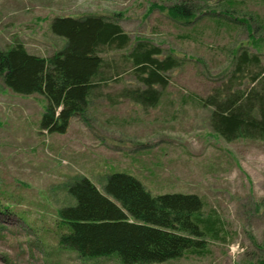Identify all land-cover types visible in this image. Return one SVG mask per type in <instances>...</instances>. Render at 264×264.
Segmentation results:
<instances>
[{"label": "rangeland", "instance_id": "obj_1", "mask_svg": "<svg viewBox=\"0 0 264 264\" xmlns=\"http://www.w3.org/2000/svg\"><path fill=\"white\" fill-rule=\"evenodd\" d=\"M190 2L196 19L182 24L152 2ZM97 14L114 20L131 39L126 50H105L108 78L89 99L85 118L73 117L65 134H46L39 120L43 96H21L0 79V264H121L117 257L81 259L58 245L56 211L73 200L66 185L81 177L103 191L106 177L122 172L152 195L199 196L203 213L215 211L223 239L209 240L202 254L185 253L161 264H254L264 259V141L231 142L214 133L209 96L246 91L235 75L237 57L258 56L264 75V0H0V49L21 43L42 57L65 41L49 29L57 16ZM249 20L257 46L248 42ZM174 56L178 67L156 86L158 103L142 106L126 90L143 88L126 56L135 41ZM4 260H7L4 261Z\"/></svg>", "mask_w": 264, "mask_h": 264}, {"label": "trees", "instance_id": "obj_2", "mask_svg": "<svg viewBox=\"0 0 264 264\" xmlns=\"http://www.w3.org/2000/svg\"><path fill=\"white\" fill-rule=\"evenodd\" d=\"M153 11L182 24L197 18L190 2L167 6L152 2L147 12ZM223 15L244 22L248 42L257 46L260 39L254 38L250 19ZM49 29L65 41L63 47L50 57L31 54L21 43L0 49V79L15 94L43 96L47 104L40 130L63 135L73 117L84 120L91 93L108 79L102 53L126 50L132 42L115 19L97 14L57 16ZM162 55L159 47L139 40L128 52L126 61L143 87L126 90L135 103L148 107L158 103L155 87H165V74L179 65L174 56ZM259 67L258 56L241 53L234 72L248 78L250 88L203 100L212 107L214 133L228 142L242 138L264 141V75L251 70ZM66 191L73 203L56 211L59 226L67 230L58 235L57 242L81 259L115 256L121 264H161L187 252L202 254L209 240L223 239L222 221L215 211L204 214V203L195 194L152 195L137 178L122 172L109 174L103 191L87 177L69 183ZM9 210L0 205V212ZM254 264H264V259Z\"/></svg>", "mask_w": 264, "mask_h": 264}, {"label": "crops", "instance_id": "obj_3", "mask_svg": "<svg viewBox=\"0 0 264 264\" xmlns=\"http://www.w3.org/2000/svg\"><path fill=\"white\" fill-rule=\"evenodd\" d=\"M70 126V125H69Z\"/></svg>", "mask_w": 264, "mask_h": 264}]
</instances>
